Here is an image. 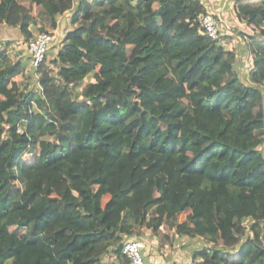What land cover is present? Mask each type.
<instances>
[{"label": "trees", "instance_id": "trees-1", "mask_svg": "<svg viewBox=\"0 0 264 264\" xmlns=\"http://www.w3.org/2000/svg\"><path fill=\"white\" fill-rule=\"evenodd\" d=\"M243 1L229 47L203 0H0L25 44L70 16L37 67L0 40V264H130L160 233L203 245L146 264H264V0Z\"/></svg>", "mask_w": 264, "mask_h": 264}, {"label": "rangeland", "instance_id": "rangeland-1", "mask_svg": "<svg viewBox=\"0 0 264 264\" xmlns=\"http://www.w3.org/2000/svg\"><path fill=\"white\" fill-rule=\"evenodd\" d=\"M205 4L208 5L209 12L212 13L216 18H218L221 21V29L222 30H229L230 31V39L233 41L229 44V47H232L237 44L239 41V35L241 31H246L250 33V30H248L246 27L241 26L239 23H237V20L235 18V10H234V0H203ZM262 0H244L243 2L245 4H251V5H257ZM69 21L70 16L68 14H65L60 18L59 23V29L57 33H55V38L51 42L49 46V51L52 50L53 52H56L59 48V40L62 38L61 36L65 34L67 29L69 28ZM219 37V36H218ZM0 40H2L4 43H8V41H11L10 45H8L7 49L9 51H21L23 54L27 55V50L25 46L24 38L21 36L20 32L16 28H11L7 24L2 23L0 24ZM13 57V56H12ZM3 84V83H2ZM115 191V186L113 184V181L108 182L107 185V192L106 199L113 194ZM185 213L181 214L179 217V221H184L185 219ZM183 227V226H181ZM164 230V229H163ZM170 234L174 235V231L171 230ZM164 232H166L164 230ZM162 233H160L159 236L156 237H147L142 236L141 240L144 243V253L146 255L147 260L149 262H159L164 263L165 260L171 261L173 256V261L181 262L184 255L187 256L188 259H185L187 261L190 260V254L193 251V248H198L203 245V241L198 239L197 241L185 237H178L174 240H172V236L170 238V241L165 242V245L163 246V251H159L158 247L160 245V239L162 240ZM172 243V244H171ZM182 246H186V251L181 250ZM105 262L108 264H114V258L111 254H107L104 257Z\"/></svg>", "mask_w": 264, "mask_h": 264}, {"label": "built area", "instance_id": "built-area-1", "mask_svg": "<svg viewBox=\"0 0 264 264\" xmlns=\"http://www.w3.org/2000/svg\"><path fill=\"white\" fill-rule=\"evenodd\" d=\"M202 31L210 38L217 39L221 29V21L212 14L200 13L196 18ZM55 33L37 34L33 40L25 44L31 63L37 67L46 57L47 51ZM144 243L141 240H126L121 247L122 254L129 260L130 264H146L143 255Z\"/></svg>", "mask_w": 264, "mask_h": 264}, {"label": "crops", "instance_id": "crops-1", "mask_svg": "<svg viewBox=\"0 0 264 264\" xmlns=\"http://www.w3.org/2000/svg\"><path fill=\"white\" fill-rule=\"evenodd\" d=\"M58 29H59V27H58ZM58 29L56 30V33H57ZM61 37H63V35H62ZM60 40H61V39H60Z\"/></svg>", "mask_w": 264, "mask_h": 264}]
</instances>
